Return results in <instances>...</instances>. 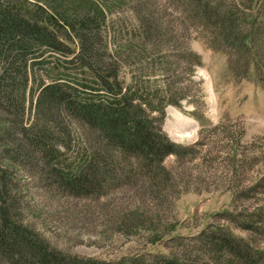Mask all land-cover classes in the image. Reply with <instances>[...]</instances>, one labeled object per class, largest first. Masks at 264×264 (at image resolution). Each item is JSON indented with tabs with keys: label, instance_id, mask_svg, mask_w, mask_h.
<instances>
[{
	"label": "rangeland",
	"instance_id": "374dc122",
	"mask_svg": "<svg viewBox=\"0 0 264 264\" xmlns=\"http://www.w3.org/2000/svg\"><path fill=\"white\" fill-rule=\"evenodd\" d=\"M80 1H91L104 12L108 47L121 53L127 84L135 77L151 78L158 88L169 86L171 105H166L161 128L176 149L163 163L172 174L136 170L135 159L121 158L120 183L77 198L51 187L34 168L0 154V168L10 170L20 186L23 224L65 254L106 262L184 254L191 240L210 228L264 250V76L253 60L264 62V28L254 58L232 53L227 42L213 50L206 42L213 28L207 26L204 33L194 29L200 21L174 0L16 3L45 8L64 30L63 20L74 15ZM219 1L226 8L252 2ZM263 2L254 0L252 7ZM148 25L154 33L142 40L140 31ZM250 60L248 75L243 69ZM151 65L155 75L143 72ZM38 113L36 103L28 105L25 127L40 118ZM152 117L160 123L158 114ZM9 120L0 111V129L9 128ZM78 129L84 139L98 138L83 126ZM0 264L8 263L0 258Z\"/></svg>",
	"mask_w": 264,
	"mask_h": 264
},
{
	"label": "trees",
	"instance_id": "16d2710c",
	"mask_svg": "<svg viewBox=\"0 0 264 264\" xmlns=\"http://www.w3.org/2000/svg\"><path fill=\"white\" fill-rule=\"evenodd\" d=\"M18 1L0 0V111L10 119L9 128L0 129V154L34 168L51 187L77 198L120 183L121 158L135 159L136 170L171 175L163 163L176 149L161 128L166 105H171L169 86L158 88L151 78L135 77L127 84L121 53L108 47L104 12L91 1H80L74 15L63 20L62 30L45 8L29 9ZM174 1L188 17L200 21L194 29L204 33L207 26L213 28L206 40L213 50L227 42L232 53L257 58L264 2L254 9V0L249 7L243 3L229 8L219 0ZM153 29L142 28L141 39L152 36ZM253 60L264 76V62ZM249 62L243 73L250 71ZM153 70L155 65L143 72L155 75ZM34 103L40 118L25 127L27 107ZM80 126L98 138L84 139ZM19 190L14 174L0 168V258L8 264H264V250L216 228L194 237L190 249L180 255L136 256L118 262L68 255L23 224Z\"/></svg>",
	"mask_w": 264,
	"mask_h": 264
},
{
	"label": "bare ground",
	"instance_id": "6f19581e",
	"mask_svg": "<svg viewBox=\"0 0 264 264\" xmlns=\"http://www.w3.org/2000/svg\"><path fill=\"white\" fill-rule=\"evenodd\" d=\"M180 117V116H179Z\"/></svg>",
	"mask_w": 264,
	"mask_h": 264
}]
</instances>
